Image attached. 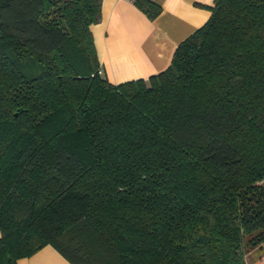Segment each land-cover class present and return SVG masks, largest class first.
Instances as JSON below:
<instances>
[{
	"label": "trees",
	"instance_id": "obj_1",
	"mask_svg": "<svg viewBox=\"0 0 264 264\" xmlns=\"http://www.w3.org/2000/svg\"><path fill=\"white\" fill-rule=\"evenodd\" d=\"M149 19L158 0H134ZM111 83L101 0H0V264H247L264 243V0H213Z\"/></svg>",
	"mask_w": 264,
	"mask_h": 264
},
{
	"label": "crops",
	"instance_id": "obj_2",
	"mask_svg": "<svg viewBox=\"0 0 264 264\" xmlns=\"http://www.w3.org/2000/svg\"><path fill=\"white\" fill-rule=\"evenodd\" d=\"M149 19L129 0H101V18L91 24L101 73L111 83L144 78L164 69L176 45L205 23L213 0H158ZM17 264H75L47 244Z\"/></svg>",
	"mask_w": 264,
	"mask_h": 264
},
{
	"label": "rangeland",
	"instance_id": "obj_3",
	"mask_svg": "<svg viewBox=\"0 0 264 264\" xmlns=\"http://www.w3.org/2000/svg\"><path fill=\"white\" fill-rule=\"evenodd\" d=\"M246 250L245 259L247 264H264V243Z\"/></svg>",
	"mask_w": 264,
	"mask_h": 264
},
{
	"label": "built area",
	"instance_id": "obj_4",
	"mask_svg": "<svg viewBox=\"0 0 264 264\" xmlns=\"http://www.w3.org/2000/svg\"><path fill=\"white\" fill-rule=\"evenodd\" d=\"M129 1L133 2L134 0H129Z\"/></svg>",
	"mask_w": 264,
	"mask_h": 264
}]
</instances>
